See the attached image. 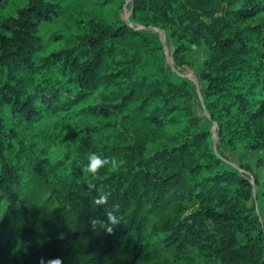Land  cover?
<instances>
[{"label": "trees", "instance_id": "1", "mask_svg": "<svg viewBox=\"0 0 264 264\" xmlns=\"http://www.w3.org/2000/svg\"><path fill=\"white\" fill-rule=\"evenodd\" d=\"M12 1L0 264H264V0Z\"/></svg>", "mask_w": 264, "mask_h": 264}, {"label": "clouds", "instance_id": "2", "mask_svg": "<svg viewBox=\"0 0 264 264\" xmlns=\"http://www.w3.org/2000/svg\"><path fill=\"white\" fill-rule=\"evenodd\" d=\"M124 163L123 160H117L114 157H108L104 155L97 154L95 152L91 153L87 157V162L82 165V172L86 175L95 176L101 168L105 166L111 165L113 168L118 167ZM108 200L107 194L101 195L98 199H96V204H104ZM119 220V217L109 213L108 221L111 224H116ZM109 232L112 231V228L109 227L107 229ZM54 264H59V260L55 261Z\"/></svg>", "mask_w": 264, "mask_h": 264}, {"label": "rangeland", "instance_id": "3", "mask_svg": "<svg viewBox=\"0 0 264 264\" xmlns=\"http://www.w3.org/2000/svg\"><path fill=\"white\" fill-rule=\"evenodd\" d=\"M12 6H20L21 1L20 0H13L11 3ZM191 58L197 61L198 63L201 62L203 59V53L200 51H194L191 53ZM237 161H240L241 163H247L251 166L253 172L258 176V178L264 182V167H258L257 162L258 159L264 158V151H249V150H242L239 149L235 154H233ZM258 213L261 212L263 219H264V207L262 204V207H258Z\"/></svg>", "mask_w": 264, "mask_h": 264}, {"label": "water", "instance_id": "4", "mask_svg": "<svg viewBox=\"0 0 264 264\" xmlns=\"http://www.w3.org/2000/svg\"><path fill=\"white\" fill-rule=\"evenodd\" d=\"M129 1H131V0H129ZM126 11V10H125ZM129 14L130 13H127L126 12V21H128V16H129ZM160 35H161V37H162V44H163V46H164V50H165V54L168 56V54H167V49H166V42H165V39H164V36H163V33L162 32H160ZM173 68V67H172ZM190 79H192L194 82H195V79H194V77L193 76H190ZM198 94L200 95V91H199V89H198ZM215 127V126H214ZM213 131H214V129H213ZM213 134H214V132H213ZM216 143V139L214 138V144Z\"/></svg>", "mask_w": 264, "mask_h": 264}]
</instances>
